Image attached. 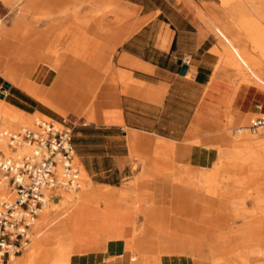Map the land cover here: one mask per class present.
<instances>
[{
    "label": "crops",
    "instance_id": "1",
    "mask_svg": "<svg viewBox=\"0 0 264 264\" xmlns=\"http://www.w3.org/2000/svg\"><path fill=\"white\" fill-rule=\"evenodd\" d=\"M69 1L70 15H66L67 0H49L60 15L53 28L60 32L53 35L60 40L62 35L75 36L77 62L61 63L39 54L42 61H12L8 65L23 72L20 80L44 86L42 103L52 109H75L74 102L77 103L84 89H88L87 93L90 89L89 120L70 115L66 124L71 127L73 155L97 184L118 187L123 180L140 178L144 173L139 170L141 163L156 171V175L164 173V181L176 182L179 178L186 181L180 175L184 171L181 166L188 165V171L193 167L205 168L216 158L214 147L194 143L195 140L211 137L230 124H245L251 115L259 113L258 92L252 87H234L225 72L217 69L223 60L226 68L228 64L239 72L227 61L224 39L217 30L222 41L212 33L208 12L191 4L203 0ZM82 4L86 6L76 16ZM102 10L106 11L101 13ZM116 16L124 21L116 25ZM11 36L2 32L0 69L1 61L32 57L33 35H29L32 40L27 44L22 40L26 51L13 54L9 50L10 41L5 40ZM59 39L47 38L45 45L51 42L55 45ZM37 43L41 45L42 39ZM65 54L70 56L68 51ZM177 60L185 65L182 74L178 72ZM41 68L46 72L42 73ZM83 68L91 70L89 79L80 78L81 73H86ZM95 82L98 86L94 91ZM5 92L9 96L6 99L4 95L3 100L14 108L28 114L35 111L44 114L45 106L34 98L33 90L10 86ZM3 100L6 108L1 109L4 116L0 121L8 125L15 116L10 111L13 108ZM27 122L25 119L22 123ZM155 140L175 146L167 143L155 146ZM142 147L149 150L144 154ZM235 148L239 146L234 145ZM233 154L240 152L234 150ZM136 157H142L141 163L133 168ZM149 195L148 191L136 192V197L145 202ZM103 206L80 201L72 207L67 221L71 235L69 264H130L125 249L110 255L108 248L117 240L132 238L134 212ZM172 208L173 217L164 215L166 218L158 227L159 242L173 254L180 252L182 257H171L165 264H215L195 260H207L211 251L221 248L217 235H203L202 230L205 226L211 228L212 220L217 218L220 221L216 225L221 229L224 219L218 212L227 207L224 210L216 207L215 211L207 207ZM139 209L142 218L148 220L155 207ZM131 264L158 262L153 256L139 255Z\"/></svg>",
    "mask_w": 264,
    "mask_h": 264
},
{
    "label": "rangeland",
    "instance_id": "2",
    "mask_svg": "<svg viewBox=\"0 0 264 264\" xmlns=\"http://www.w3.org/2000/svg\"><path fill=\"white\" fill-rule=\"evenodd\" d=\"M67 1V7L65 8L66 15H70L69 3L71 1ZM224 1L225 0H203L200 2H192L191 4L197 10L200 9V6L208 12V21L210 23L212 33L217 38H219V40H221V38L217 34L218 31L216 33V30H224L227 33V36L231 40H233L234 45L240 48L243 54H245L247 58L252 61L255 72L264 79V0H226V4H224ZM52 6L54 5L50 4L49 0H0V29L2 30V32L4 31V33L13 36V38H11L12 36L5 38V40L10 41L11 48H9V50L11 51V53L13 54L15 51L17 53H22L24 50L26 51L25 45L23 46L22 44V40L26 42V44L29 43V41L31 42L32 38L29 35H33L32 37L35 42L32 46L33 52L31 58L18 59L14 57L10 61H1L2 67L0 69V120H2L4 116L1 109L6 108V105H3L1 100H3L4 95H6V99L8 98V93L10 91L8 93L5 92L8 87L15 86L20 87V89H26V91L33 90L32 95L40 103H42V99L46 93V88L44 86L36 85L24 79L20 80L23 76V72L8 64H11L12 61H42L43 55L51 60L58 59V61H60L61 63L77 62L75 59L79 57V53L75 52V36L62 35L63 39L60 40L59 36L53 35L54 32H60L59 30H53L55 25L59 22L60 15L59 11H56ZM84 6H86V4H82L77 8L76 16H80L79 12L83 9ZM87 10H89V7L87 8ZM103 11L106 10H102L101 13ZM259 12L261 13L262 18L259 17ZM82 21L84 20L82 19ZM122 21H124V19L116 16V25H118ZM53 37H57V39H59L60 41H57L55 45L53 42H51L49 46L45 45L46 39H51ZM39 39H42L43 43L41 45L37 43V40ZM64 50L68 51L70 53V56H67ZM39 54L42 56H39ZM230 65L233 66L232 64ZM233 67L239 72L230 69V66L228 64L226 68L222 60V62L219 63L217 69L225 72L227 78L233 81V83L231 84L234 87H252L258 92L259 113L251 115L250 119L264 114V87L252 83V78L249 75L248 76L250 81H245L243 80V78L241 79L239 76L241 74V70H239L235 66ZM38 68H40V66H38L37 69ZM83 69L86 70V73H81L80 78L89 79L92 74L91 70L87 68ZM69 70V67L65 68V72L67 74ZM44 71L45 69L41 70L42 73ZM242 72L247 73L246 70H243ZM3 82H7L8 87L2 86ZM90 83L91 81L88 84L90 85ZM93 86L95 91L98 83L95 82ZM87 91L84 89V91L81 93V96L77 100V103L74 102L75 109H69L67 107L52 109L42 103L45 106L43 108L44 114L37 111L31 114L25 113L14 108L3 100L5 104L9 105L10 108H13L12 110H9L15 117L12 121L7 122L8 125H5L3 121H0V127H4L12 131H17L20 129V127L30 126L33 123L34 119L60 122V119L63 118L65 122H67V119L70 115L83 116L86 120H89L87 118L89 116L87 115V113L91 112L90 103L92 93L88 94L90 92V89L88 93ZM74 110H77L78 112L74 113ZM25 119L29 120L27 124L22 123ZM250 119H248L245 124H230L226 130L216 131L215 135L207 137L206 139L195 140L194 143H204L208 146L214 147L216 151V158L214 159V161H212V164L209 167L205 168L193 167L192 170L188 171V165L181 166V169H184V171L181 172L180 175L182 174L185 177L186 181L181 180V178L176 180V182L166 180L164 181L162 180V178L166 176L164 173L156 175V171L146 169L142 165L140 161L142 157H136L137 163H133L132 166L133 168H135L138 162L141 163L139 165V170H141L142 172L144 171V173H142V177H134L131 179L123 180L120 182L118 187H110L103 184H97L95 180H93L85 173V171L79 165L75 156H73V164L76 166L78 172L77 180L79 184H81V186L79 185L78 189L74 191H56L52 193L54 194L53 199L45 202L51 203L56 207H54L53 210L50 211L48 221L50 219H54L55 216L57 217L59 213H61L60 204L63 199L61 194H69L70 196L77 197V202L85 201L88 203L94 202L95 204L102 203L104 205L103 207L106 208L131 209L134 212V233L137 235H140L141 231L145 229V222L148 223L149 226H151H146V228L148 230L149 228H151L153 234L158 235V227L162 225L163 219H165L166 217L172 218L175 214V211L172 207H207V210L211 211H215L216 207H220L222 210H224V208L222 207H227L226 210L218 212V214H221L224 221L227 220V224L222 225L221 229L225 231L227 230V228L237 229L242 227L245 223V219L244 217H242L243 214L250 213L256 207H264V141H260L262 140L261 138L264 139V129H256L254 132L246 130L241 135H237V133L235 132V130L238 128L241 129L247 127ZM221 133L228 134L235 141V143H237L239 148H235L232 150L228 148L226 149V147L219 145V143L216 141V137ZM144 139L145 138H143V140ZM160 143L167 142L157 141L155 146ZM147 148L148 147H142L141 151L145 154L149 150ZM0 150H6L5 144L3 142H0ZM234 150L239 151L240 154H233ZM249 155H256L257 158H260L262 165L252 164L250 162H248L247 164H243L242 159L246 158ZM221 161L237 162L238 164L236 163L235 166V168L237 167L236 171L233 168L231 170L222 169V166H220L219 164ZM170 165L171 164H167V166L169 167ZM165 172L168 174L169 168L165 169ZM210 177H213V180H211ZM91 190H106L107 195L102 200L98 199L97 196L87 197L88 191ZM138 190L148 191L150 193L151 196H147L148 202H145V200L142 201L143 199L141 197H136V192ZM3 192L4 189L0 187V194ZM255 194L259 196V199L256 203L254 201ZM154 200L157 201V203L150 202ZM58 202L60 203L58 204ZM146 203L147 205H145ZM50 206L51 205H49L47 208H49ZM58 206L59 208H57ZM139 207H155V210L153 212H150L149 219L145 220L144 218H142L143 214L141 213ZM69 214H71V211L69 212ZM69 214L67 217H69ZM164 215H166L165 218H163ZM61 217L63 218H59L60 221L59 219L53 221V223L56 222L54 223V225L47 226V230H52L53 232L45 238L44 244L40 248V252L43 257L41 256L39 264L70 263V230H65L64 234H62L61 236H58L56 234L57 231L61 230V225L69 227V225L66 226V222H63L64 218L67 217H64L63 215ZM246 219H250V217L247 216ZM48 221L46 223H48ZM219 221V218L215 220L213 219V226H211V228L209 226H205V229L202 230L203 235H217L218 237L221 229L216 224ZM37 222L39 223L38 211L34 223L30 229L29 241L31 240V237H33V228L35 227V224H37ZM128 240H117L116 242L112 243L108 248L109 254L111 255L120 253L122 250L118 249L119 246H117V244L120 241L124 242V244H127ZM29 244L30 247L27 251L23 253L22 251L20 252L21 256L25 255L31 250V242ZM218 245L221 246V248L215 250L217 254L214 255L215 259L213 263L251 264V259L245 260L246 256L244 254L236 255L234 253L241 252L244 250V248L246 249L245 245H238L234 243L226 244L225 242L219 241ZM130 250L131 249H127L126 251L130 256L131 264L133 258L141 254H135L134 250ZM226 250L230 252L224 253L226 252ZM206 253L207 251H205V254ZM210 255L209 258L211 257ZM171 257L179 258V256ZM158 258H160V256H158ZM164 259L163 264H165L166 262Z\"/></svg>",
    "mask_w": 264,
    "mask_h": 264
},
{
    "label": "built area",
    "instance_id": "3",
    "mask_svg": "<svg viewBox=\"0 0 264 264\" xmlns=\"http://www.w3.org/2000/svg\"><path fill=\"white\" fill-rule=\"evenodd\" d=\"M248 130L264 129V114L249 120ZM0 264L17 256L28 242L37 211L54 191L77 190L71 127L34 119L28 127L12 131L0 127Z\"/></svg>",
    "mask_w": 264,
    "mask_h": 264
},
{
    "label": "bare ground",
    "instance_id": "4",
    "mask_svg": "<svg viewBox=\"0 0 264 264\" xmlns=\"http://www.w3.org/2000/svg\"><path fill=\"white\" fill-rule=\"evenodd\" d=\"M226 0L224 1V4H226ZM260 13V12H259ZM258 13V14H259ZM260 18H262V15L260 13ZM218 34L224 39L226 42V53H227V61L241 70V74L239 75L240 78L245 81H250L249 76L252 78L251 82L254 83L255 85H260L264 87V79L261 78L254 70V65L250 59L247 58L245 54H243L242 50L238 48L237 46L234 45L233 40H231L228 36L227 33L224 30H217ZM2 30L0 29V39L2 38L1 36ZM243 70H246L247 73L242 72ZM249 75V76H248ZM248 130L247 127L241 128V129H236L235 132L237 135H241L244 131ZM260 133V132H259ZM219 145L226 147V149H233L234 145H237L235 141L226 133H222L219 136ZM261 142L264 141L263 138H261ZM3 142V141H0ZM4 143V142H3ZM5 151L7 152V148L5 146ZM243 164H247L248 162L252 164H261L260 158H257L256 155H249L246 158L242 159ZM237 162H232V161H221L219 164L222 166L221 168L224 170H231L232 168H235ZM235 164V165H234ZM238 164V163H237ZM78 175V174H77ZM81 186V184H79ZM56 191H69V190H63L59 189ZM54 191V192H56ZM72 191V190H71ZM72 193V192H71ZM74 193V192H73ZM2 194V193H1ZM107 191L102 190V191H88L87 197H94L97 196L98 199L102 200L106 197ZM60 197V196H59ZM62 202L60 204L61 208L59 215L54 219H50L48 221V217L50 215V211L53 210L54 206L51 203L44 202L42 206L38 209V215H39V223L35 224L34 229V234L33 237H31V240L23 246L22 253L27 251L28 248L30 247V242H31V250L27 252L25 255L21 256H10L9 260L7 261L6 264H39L41 260V252L40 248L44 244V240L46 237H48L49 234H51L53 231L47 230V226L49 225H54V222L56 219L63 218L61 217L62 215L64 217H67L69 212L71 211V208L76 205L77 202V197L70 196L69 194H62ZM53 199V198H52ZM259 199V196L255 194L254 201L255 203ZM50 202V201H49ZM54 203V202H53ZM60 202H58L59 204ZM49 205H51L49 208H47ZM59 208V206L57 207ZM144 208V207H142ZM220 208V207H219ZM224 208V207H222ZM248 211V210H247ZM40 212V213H39ZM70 216V214H69ZM250 217V219H246V217ZM71 217V216H70ZM231 217V216H230ZM240 217V216H239ZM242 217L245 219V223L242 227L237 228V229H232V228H227V230H221V232L218 235V241L219 242H225L226 244H238V245H245L246 249L244 248L243 251L241 252H234L236 255L238 254H244L246 256L245 260H250L251 259V264H264V207H256L253 209L250 213L243 214ZM69 218V217H67ZM64 218L63 222H66V226L68 219ZM231 220V219H229ZM48 221V223H46ZM60 221V219H59ZM227 220L224 221V225H226ZM42 223V224H41ZM233 223V222H232ZM64 224V225H65ZM151 227V226H149ZM143 231H141L140 235H137L133 233V236L131 239L128 240L127 244H124V242H119L117 244L119 250H127L131 249L134 250L135 254H141V255H150L156 258L158 263L163 264V259L166 261L169 259L171 256H180V252H176L173 254L171 250H168L166 247H162L160 242H159V236L154 235L153 231L151 228L149 230L144 227ZM31 229V228H30ZM60 231H57L56 234L58 236H61L64 234L65 230L69 231L70 227H65L61 225ZM158 233V232H157ZM55 235V236H57ZM33 239V241H32ZM130 250V251H131ZM230 251L226 250L224 253H228ZM165 253V254H164ZM233 253V254H234ZM216 251H211V257L208 258L207 260H195L197 262H209L213 263ZM196 255H198L196 253ZM195 255V256H196ZM160 256V258H158ZM43 257V256H42ZM244 260V257H243ZM164 261V262H165ZM250 262V261H249Z\"/></svg>",
    "mask_w": 264,
    "mask_h": 264
},
{
    "label": "water",
    "instance_id": "5",
    "mask_svg": "<svg viewBox=\"0 0 264 264\" xmlns=\"http://www.w3.org/2000/svg\"><path fill=\"white\" fill-rule=\"evenodd\" d=\"M176 63L179 65V70H178L179 74H182L184 72V70H185V65L184 64H180V60H177ZM2 86L8 87V83L7 82H3Z\"/></svg>",
    "mask_w": 264,
    "mask_h": 264
}]
</instances>
